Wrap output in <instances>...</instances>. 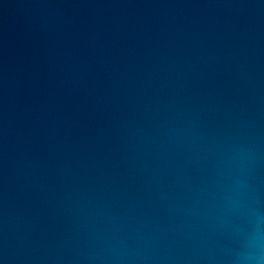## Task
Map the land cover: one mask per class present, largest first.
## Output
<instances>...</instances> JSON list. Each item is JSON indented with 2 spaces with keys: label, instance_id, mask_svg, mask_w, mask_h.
Returning <instances> with one entry per match:
<instances>
[{
  "label": "water",
  "instance_id": "95a60500",
  "mask_svg": "<svg viewBox=\"0 0 264 264\" xmlns=\"http://www.w3.org/2000/svg\"><path fill=\"white\" fill-rule=\"evenodd\" d=\"M258 243L264 0H0V264Z\"/></svg>",
  "mask_w": 264,
  "mask_h": 264
},
{
  "label": "clouds",
  "instance_id": "9594fccd",
  "mask_svg": "<svg viewBox=\"0 0 264 264\" xmlns=\"http://www.w3.org/2000/svg\"><path fill=\"white\" fill-rule=\"evenodd\" d=\"M248 264H264V244H257L256 251L247 259Z\"/></svg>",
  "mask_w": 264,
  "mask_h": 264
}]
</instances>
